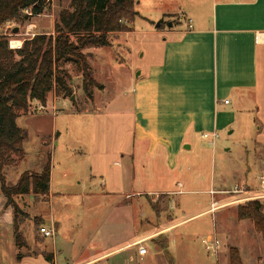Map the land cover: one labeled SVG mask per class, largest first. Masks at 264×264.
<instances>
[{
	"label": "crops",
	"instance_id": "1",
	"mask_svg": "<svg viewBox=\"0 0 264 264\" xmlns=\"http://www.w3.org/2000/svg\"><path fill=\"white\" fill-rule=\"evenodd\" d=\"M180 1L181 19L160 31L165 38L156 59L137 74L138 65L131 70L129 91L94 109V141L75 150L56 142L49 195L16 198L39 197L40 205L47 204V209L35 207L32 217L43 219L42 226L55 235L36 243L34 227L27 226V246L18 247L13 209L6 206L0 185V215H6L0 218V264H140L152 249L162 248L160 236L168 238V251L169 234L181 225L208 214L220 220L229 209L237 216L239 205L263 193L253 186L264 168V0ZM54 103L50 99L45 107L55 110ZM220 147L229 155L228 171L219 173L217 188L200 190L197 171L208 166L213 180ZM77 185L81 193L70 188ZM237 185L248 190L231 193ZM203 192L219 197H210L183 220L164 216L173 205L182 206L181 196ZM160 195H167L165 210L151 204ZM194 199L184 200V206ZM76 201L82 212L73 216ZM213 201L219 204L215 211ZM140 216L149 226L141 232ZM237 221L239 226L247 220ZM207 237H215L220 248L221 240L231 242L223 227ZM147 242L153 247L140 255Z\"/></svg>",
	"mask_w": 264,
	"mask_h": 264
},
{
	"label": "rangeland",
	"instance_id": "2",
	"mask_svg": "<svg viewBox=\"0 0 264 264\" xmlns=\"http://www.w3.org/2000/svg\"><path fill=\"white\" fill-rule=\"evenodd\" d=\"M180 5V0H136L138 16L133 24V31L130 33L124 32L126 34L120 35L116 39L110 36L112 45L108 47H94L90 50L92 53H88L86 49L83 50L91 67L92 76L97 80L98 84L90 89L92 100L89 99L83 90L80 64H66L63 66L71 76L73 96L70 98H58L52 93L48 99L55 101V110L47 109L40 103L33 101L35 104L31 103L29 112L22 114L17 119L18 126L28 131V140L24 142V159L17 165L6 169L5 174L8 185L16 184L20 175L25 171H41L48 157L52 158L56 142L59 143L60 147H70L75 150L79 149L82 144L87 146L94 141L96 126L94 109L97 106L98 109L103 107L105 102L116 94L119 95L129 91L131 70L138 65L137 74L143 68L142 66L146 68L148 62L156 59L159 53L158 47L161 46L165 38V35H162L160 31L162 28H169L168 26L171 22L177 23L181 19ZM67 8L72 9L71 0H48L47 8L41 15L25 21L6 23L0 28V34L8 36L10 45L12 44L15 48L21 47L25 39L32 38L36 34H53L54 24L59 18L60 11ZM161 21H163L162 26H160ZM128 49L131 50L130 53ZM62 99H68V101ZM219 141H224L227 146L233 145L231 140L227 142L221 138ZM207 156L204 155L205 160ZM228 158L229 155L224 151V147H220L216 154V171L213 174V180H211V169L208 166L200 169L197 173L202 177L196 185L197 188L200 190L217 188L219 173L228 171L226 168L229 162ZM72 167H74V164H72ZM189 169L191 170V168ZM74 170L77 171V169ZM256 181L253 187L259 188L260 183L258 180ZM70 188L75 189L76 193H81L83 190L81 185ZM247 188L245 186L246 191L248 190ZM191 197L195 198L192 201L193 204L188 201L184 206V200ZM210 197L217 198L219 195H215V193L206 194L205 192L195 196L183 195L180 197L181 207L173 205L172 209L167 210H165L168 203L167 195H160L157 201L151 204L153 207L157 205V207L159 206L165 210L164 216L167 217L168 221H173L174 218L183 220L204 207L205 202L207 203ZM18 202L19 207L22 210L24 208L23 211L27 215L21 221L22 234L24 235L27 226L34 227L35 241L36 243H41L44 236L39 232V228L43 224H35L36 217H32V214H34L35 207L47 209L48 205H40L39 197H37L36 201H32L30 198L25 199L24 202ZM74 204L75 208L72 209L73 216L81 214L82 207H79L77 201ZM103 204V200H99L98 206L100 207ZM106 204L108 206L111 205L108 202ZM150 210L154 212L152 207ZM227 212L223 218L221 217L222 220L220 218L221 221L216 214H208L198 219L190 220L189 223L181 225L169 234L168 251L166 248H161L158 252L152 249L145 259L137 262L140 264H228L229 247L237 245L244 264H264V257H261L263 256V245L260 234L251 227L253 223L247 220L240 224L241 226H238L239 221H237L236 214L234 215L230 209ZM0 218L6 219V215L1 214ZM151 221L155 222V219L152 218ZM158 222L162 224L163 220L159 219ZM155 223L157 224V222ZM145 224H147L145 218L143 219L140 216V232L147 229L146 226L149 227ZM116 225V222H113V228ZM221 227L231 236V242L227 243L226 240H221L222 246L219 252L214 254L212 250L208 251L205 248L203 238L207 237L208 234L212 235L219 232ZM158 240L165 245L168 238L160 236ZM144 246L145 248L153 247L148 242Z\"/></svg>",
	"mask_w": 264,
	"mask_h": 264
},
{
	"label": "trees",
	"instance_id": "3",
	"mask_svg": "<svg viewBox=\"0 0 264 264\" xmlns=\"http://www.w3.org/2000/svg\"><path fill=\"white\" fill-rule=\"evenodd\" d=\"M47 5L48 0H0V28L41 15ZM71 6L60 11L53 34H36L25 39L20 48H11L8 36L0 34V185L6 206L13 209L14 238L20 248L27 246L20 228L27 215L16 198L49 195L51 158L41 171H25L16 184L8 185L6 169L24 159V142L28 140V131L18 126L17 119L29 112L33 101L46 106L52 93L58 98L73 96L71 76L63 67L66 64H80L83 90L92 100L90 89L98 84L83 50L110 46L111 34L131 32L138 16L136 0H71ZM237 217L253 223L264 255V203L252 199L239 205ZM35 224L44 221L36 217ZM45 258L52 260L47 254ZM228 262L244 264L237 248L230 247Z\"/></svg>",
	"mask_w": 264,
	"mask_h": 264
},
{
	"label": "built area",
	"instance_id": "4",
	"mask_svg": "<svg viewBox=\"0 0 264 264\" xmlns=\"http://www.w3.org/2000/svg\"><path fill=\"white\" fill-rule=\"evenodd\" d=\"M188 29H192V24H188ZM263 38L262 34H258L256 37V41L260 42V40ZM12 48H15V46H13L12 44L10 45ZM18 48H20V46H18ZM225 103H228V101L226 100ZM43 106V105H42ZM43 108V107H42ZM210 135L209 134H204L203 137L204 138H208ZM213 137H216L217 134H213ZM258 181L260 183V187L263 189V193L259 194L258 196H255V199H260V198H264V169L260 172L259 176H258ZM231 193H244L246 192L245 190V186H235L233 190L230 191ZM219 206L217 201H213L212 202V207H211V211H215V209ZM39 232L46 238H52L55 235V230L53 228H48L45 226H41L39 228ZM203 243H205V248L210 251L212 250L214 252V254H217L219 252L220 249V243L219 241L215 238V237H205L203 238ZM140 255H145L147 250L144 246H140L139 250H138Z\"/></svg>",
	"mask_w": 264,
	"mask_h": 264
}]
</instances>
